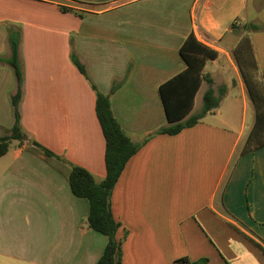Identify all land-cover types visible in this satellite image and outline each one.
<instances>
[{"label": "crops", "instance_id": "obj_1", "mask_svg": "<svg viewBox=\"0 0 264 264\" xmlns=\"http://www.w3.org/2000/svg\"><path fill=\"white\" fill-rule=\"evenodd\" d=\"M247 2L0 0V136L13 125L17 90L6 61L7 27L21 29L24 72L23 139H12L0 156V264H95L103 253L107 236L89 227L88 200L74 195L67 179L70 164L86 168L98 182L106 174L91 83L110 95L112 112L133 141L149 135L110 195L123 238L121 264L201 258L205 264H264V253L250 240L264 248V144L243 152L255 110L233 54L247 34L258 75L264 72V7L249 17ZM246 23L259 28L244 31ZM190 32L217 50L204 73L216 91L226 86L225 94L196 124L176 134L153 133L166 124L158 87L186 68L179 48ZM114 82L120 86L110 93ZM237 84L251 102L249 123L234 115L236 97L229 91ZM207 86L201 83L193 111ZM33 141L59 158L45 156Z\"/></svg>", "mask_w": 264, "mask_h": 264}, {"label": "trees", "instance_id": "obj_2", "mask_svg": "<svg viewBox=\"0 0 264 264\" xmlns=\"http://www.w3.org/2000/svg\"><path fill=\"white\" fill-rule=\"evenodd\" d=\"M60 9L76 12L73 8L62 5ZM235 28L239 31L242 27H236L235 24H232V29ZM257 28L259 27L254 23H246L243 30ZM7 29L10 55L6 61L12 67L17 80V90L11 96L13 125L9 133L0 136V156L7 152L12 139L19 141L23 139L19 108L24 80V72L19 59L21 29L20 27L11 26ZM179 52L186 63V68L159 85L158 93L162 101L166 124L154 130L153 133L176 134L184 127L196 124L206 113L219 106L226 91L224 85H221L216 91L212 87L213 79L210 74L204 73L206 62L217 57V50L202 43L193 32H190L181 44ZM233 54L239 64L240 72L255 110V121L243 147V152H247L264 144V72L258 75V66L254 57L251 39L247 34L240 37ZM71 58L78 70L89 80L86 68L78 61L74 53H71ZM203 81L208 86L202 95V105L198 111H193L195 95ZM91 86L96 93L95 112L105 139L106 174L98 182L86 168L70 164L67 179L72 193L88 200L87 221L89 227L107 236L104 251L95 264H121L123 238L117 236L120 223L112 214L110 195L127 161L146 142L149 135L141 141H133L114 116L110 95L99 91L93 83H91ZM119 86L120 82H114L110 88V93L114 92ZM33 144L45 156L57 157L51 150L38 142L33 141ZM250 240L264 253V248L258 242L253 239ZM207 260V258H201L192 263L185 261L186 264H205ZM179 261H183V259L178 260V263Z\"/></svg>", "mask_w": 264, "mask_h": 264}, {"label": "rangeland", "instance_id": "obj_3", "mask_svg": "<svg viewBox=\"0 0 264 264\" xmlns=\"http://www.w3.org/2000/svg\"><path fill=\"white\" fill-rule=\"evenodd\" d=\"M247 7H248L249 17H253L257 12L262 10V8L264 7V0H248ZM253 21L256 22V20H253ZM234 59L236 61L235 57H234ZM211 65H212L211 62L209 61L207 66H206L207 71L211 69ZM236 65L239 69V64L237 63V61H236ZM240 74H241V72H240ZM215 78H216V81L219 80L217 75H215ZM231 78L237 79L236 73L232 69H231ZM203 90H204V85L202 84L201 88L199 89V91L197 93V98H196L197 103H199V101H200V97H201ZM229 93L232 97H234V98L236 97V105L234 107V115L237 116V119H239V120H241L243 118H247V123H249V121L251 120V117H252V106H251L252 101L249 102V100H247V97H246V101H245L244 95L242 94L241 87L238 84L235 87H231ZM249 99H250V97H249ZM226 103L227 102L225 101L224 102V109H225ZM252 105H253V103H252Z\"/></svg>", "mask_w": 264, "mask_h": 264}]
</instances>
